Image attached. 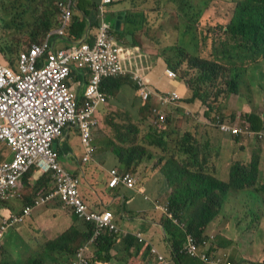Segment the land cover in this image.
I'll return each mask as SVG.
<instances>
[{"label":"built area","instance_id":"2783aa9c","mask_svg":"<svg viewBox=\"0 0 264 264\" xmlns=\"http://www.w3.org/2000/svg\"><path fill=\"white\" fill-rule=\"evenodd\" d=\"M118 0H100L99 10L106 12L107 5ZM78 0H58L59 27L51 30L42 43H34L27 51H22L14 66L0 63V147L7 145L12 149L14 158L0 163V196L2 200L12 201L23 195L25 176L33 168L42 174L51 173L53 188L41 191L36 205L47 204L56 199L69 207L77 218L94 226V234L89 243H93L106 231L126 236L130 233L120 230L110 211H94L83 200L79 184L80 179L69 173L59 162V155L53 149V143L63 137L67 127L76 128L80 133L84 148L83 161L88 162L95 153L93 132L98 126L97 112L106 103L102 85L104 80L133 76L139 86L142 102L153 100L155 115L165 124L167 117L160 108H168L179 100L176 92L168 95L152 90L143 79V71L132 69L125 62L123 51L111 34V26L102 19L93 43L80 41L75 47L54 51L51 36H66L71 26ZM104 16V15H102ZM76 65L89 69V79L83 100L77 99L76 89L67 85L71 82V73ZM84 77V73H81ZM170 77L174 72L168 71ZM72 83V82H71ZM208 111L205 108L203 114ZM263 119L264 116L262 115ZM204 122L210 118L202 116ZM213 123L222 133L230 137L245 139H264V132L252 128L249 121L230 120L216 116ZM247 127L244 128L243 124ZM258 136V137H257ZM109 186L115 188L122 184L134 189L137 180L130 173L110 171ZM27 205L21 215L14 214L0 226V241L10 227L24 223L34 210ZM157 208H160L157 206ZM166 210V209H164ZM140 243H148L141 232L134 233ZM207 241L199 243L193 235H188L183 252L206 264H234L225 253L210 252ZM88 247L82 246L70 264H90ZM151 255L160 262L164 256L155 247Z\"/></svg>","mask_w":264,"mask_h":264},{"label":"rangeland","instance_id":"374dc122","mask_svg":"<svg viewBox=\"0 0 264 264\" xmlns=\"http://www.w3.org/2000/svg\"><path fill=\"white\" fill-rule=\"evenodd\" d=\"M55 1L52 0H36V2L32 3L30 0H0L2 6L0 7V46L4 49L3 53L0 52V63H4V59L10 56L11 60H6L8 62L16 63L18 55L22 51H27L31 45L35 42L32 41V36L36 37V41H40L44 37V33H40L38 31V25L34 23L36 20V16L38 17V10L40 15L42 11L45 10H55ZM124 1V0H119ZM135 1V0H134ZM134 1H130V8L133 11L137 12V19L136 24L133 27H137L141 29L138 32V38L141 40V47L144 52L149 50L151 56H156L160 51L161 54L159 55L164 59L165 56H169V54L174 51L178 54V59L180 58V50L179 48H185L187 51L192 55H200L204 58H209L216 60L215 51L219 56H227L225 52H227L226 48V35L222 29L226 26L231 18V13H233L236 3L232 0L227 2H219L213 3L211 2L206 10V15L213 17L212 20L214 25H210L208 21L202 23V15L198 12H202L205 8L203 4H200L197 9H193L191 7H184L188 2V0H182L180 9L184 8L181 13L177 11V2L173 3L172 0H168L167 3L163 6L159 7V0H145L147 4H144L142 0H139L134 3ZM30 2L32 5L26 4ZM25 3V4H22ZM183 3V5H182ZM45 8V9H44ZM30 13V15H26ZM115 15V13H113ZM110 13H108L107 17L109 18ZM201 18L200 21L198 19ZM33 22L30 27H26L28 22ZM54 23L53 28H57L59 22V14L58 16L54 15L52 18ZM218 22V23H216ZM215 24H218L217 26ZM52 28V29H53ZM36 33V34H35ZM123 32H117L116 37H122ZM44 38V39H45ZM17 41L20 42V45L17 47L18 50L13 49L17 45ZM119 45H125L124 41L121 40ZM159 51H158V49ZM170 56H172L170 54ZM149 57L144 55L142 61L146 64ZM157 57H154L153 60L150 57L149 63L144 67H149L155 63L157 67L156 70L161 73V64L155 62ZM172 61L173 65L177 64V61ZM130 65V64H129ZM252 65H248L246 67H241L239 70V91L238 93H230L228 85L226 83L227 80L230 79L229 75H220L218 80L215 82L213 86H201L202 90L207 92L208 98H206L207 103L212 107V104L219 109H223L229 116L231 115L234 117L237 113L248 114V112H255V110L260 111L261 114L264 115V65H262L258 70L262 73H255L251 70ZM84 67L85 66H81ZM187 67V64H186ZM230 68V66L228 67ZM78 69V68H77ZM133 69V68H132ZM154 70V68H153ZM152 70V71H153ZM184 70V71H183ZM187 69H184L183 66L178 68L176 72H178L179 76H182ZM79 75V70H77L76 75ZM194 73L192 71L189 72L188 81L194 78ZM180 81H186L185 79L179 77L176 82L177 84ZM88 84V83H87ZM135 84V85H134ZM189 84V82H188ZM134 85V86H133ZM132 92H128L129 94H135L137 96L132 97V101H136L137 103H142L139 96V87L136 83H133ZM190 85V84H189ZM87 86V85H86ZM194 86V85H193ZM192 89V88H191ZM193 91V89H192ZM125 94V93H124ZM124 94L120 95V102L123 103V98H125ZM109 99V98H108ZM192 102V101H191ZM192 103H195L193 101ZM135 104V102H134ZM170 108V107H169ZM199 111H203L205 107L200 104ZM125 110L122 108L118 102L109 101L106 108H104L100 115H99V127L95 132V143L96 147L99 149V154L101 156H106L105 165L110 167L113 164H117L120 168L121 172H128L134 176H139L138 172L132 170L131 168L125 167V165L121 163H116L114 159H111L107 156V151H112V147L115 145L116 148H128V147H140L142 146V155L141 157H135L133 162L134 166L142 167L141 160L144 158H154L156 160V164H159L161 160H165L167 156H169L168 152H165L159 146H154L151 136L148 134L150 132H154L153 129L156 128L152 123V116L151 112H147L146 114L143 113L142 106L140 107V116L138 123L133 121V118L129 113L125 114L122 112ZM203 112L201 114H203ZM165 114L168 116V108L165 110ZM149 116V117H146ZM168 118V117H167ZM202 118V117H201ZM153 127H152V126ZM243 127L246 128L247 125L244 123ZM148 135V136H147ZM177 135H171L169 139V145L171 144L172 149L176 144V140L178 139ZM146 137V140L143 141V138ZM128 138L129 143H124L123 139ZM213 140L220 142V139L217 135H212ZM191 140H193L191 138ZM244 146H248L253 141H248L240 139ZM143 141V144H142ZM201 141V142H200ZM201 143V147L205 150V144L202 138L198 141ZM264 143V141H262ZM119 145H123L119 147ZM242 145H239L241 147ZM0 150V161L7 159L12 160L14 158V153L12 149L8 146L1 148ZM238 147H226L224 149V154H222L221 162L215 164L213 168V176L217 178L219 181L228 182L230 176V168L226 167V162L228 160L231 161V165L233 164V156L238 155L237 150ZM220 156V152H214L213 158L218 159ZM230 158V159H229ZM141 159V160H140ZM261 159L264 160V153H262ZM166 163V161H165ZM155 163H149V167L152 170L157 172V175L152 172V177L155 176V179H160L163 177L160 171L163 168L154 167ZM161 164V163H160ZM230 165V167H231ZM264 169V164L262 165ZM116 170V168H113ZM151 171V170H150ZM149 171V172H150ZM100 175H103V172L98 171ZM139 179V178H138ZM145 179V177H143ZM106 180V181H105ZM102 181L105 184H108L107 178H103V180L98 179L99 185L102 184ZM145 183L142 181L141 178L138 181L137 185ZM155 180H152L150 185H153ZM52 185L50 184L48 188ZM102 186V185H100ZM147 187V184L146 186ZM37 185H31L30 187H25L23 192L24 196H28L31 198L32 196L36 195L38 192ZM137 189V188H136ZM253 193L251 187H247L241 191H232V195L227 199V203L222 209L221 214L212 223L209 228L207 229L208 232V242L211 245V248L220 253L229 254L230 258L233 260L235 264H251L253 262H259L264 260V203L258 201L256 197L254 198L252 195L248 194ZM138 192V191H136ZM122 197L124 194L121 192ZM110 198H114L117 195L114 193H107ZM138 198V205H143L144 201L143 198L135 193ZM151 197V196H150ZM15 198L8 204H5V207L8 209H12L13 206L16 207L14 213L17 210H21L25 205V200L27 198ZM142 198V199H141ZM149 200V198H145ZM145 200V201H146ZM153 202H157L161 206H166L168 203V197L162 198H155ZM120 198L116 200L115 203H112L109 207L103 209L102 211H110L114 218L115 224L119 226L122 219V212L129 214L128 207L125 209H121L119 206ZM147 202V201H146ZM0 203V216L3 213V207ZM57 206L66 214L71 215V211L68 210L63 206L61 203H57ZM150 207L152 205L150 204ZM59 209L58 207H55ZM154 208V205L152 209ZM59 209V210H60ZM50 209H39V212H47ZM60 210V212H61ZM155 210V209H154ZM154 216L164 213L161 210H155V212H151ZM61 214V213H60ZM62 215V214H61ZM32 223V222H31ZM27 226L22 232V239L19 241V245L24 246L27 243L25 238L30 237V241L34 242L38 239V242L42 244L46 239L44 235L47 229H38L34 223L33 225ZM140 223H146L145 220L141 221ZM1 224V223H0ZM35 228V232L33 228ZM121 228V227H120ZM128 230L127 228H123ZM38 232L41 233V235ZM25 236V237H24ZM224 238L228 241V243L218 242ZM3 248H0V264H11L8 257L12 256L14 253L13 249H10L8 246L4 245ZM16 243L11 244V247L14 248ZM78 244V242H77ZM82 246V243L78 248ZM77 248V249H78ZM8 249V250H6ZM90 251L92 252V246ZM52 256V254L50 255ZM167 261L169 259L165 258ZM156 260V259H155ZM14 261V260H12ZM157 264H164L160 263L158 260ZM170 262V261H169ZM26 264V263H25ZM59 264V263H57ZM138 264H155L153 260L149 262H142Z\"/></svg>","mask_w":264,"mask_h":264},{"label":"trees","instance_id":"16d2710c","mask_svg":"<svg viewBox=\"0 0 264 264\" xmlns=\"http://www.w3.org/2000/svg\"><path fill=\"white\" fill-rule=\"evenodd\" d=\"M46 1L52 2V0ZM160 1L162 0H159V2ZM30 2L34 3L36 0H30ZM89 2L90 0H79L80 4L78 5V11L80 10L81 14H76L73 17L72 25L67 31V40L69 43L71 41L83 40L88 32V29L90 28V23L96 24L98 22L99 12L96 10V4H92L94 11L91 13L90 11H86V9H88L87 7L90 6ZM174 2H176V0H174ZM116 3L117 2L113 3L112 5ZM185 3L186 4L184 7L193 8L189 2ZM108 13H110L109 5H107V12H104V16L106 21L112 27V35L116 36L117 32H123L122 37L117 39L119 42H121L122 39L126 38V28H128L129 25L132 27L136 24L135 14L131 10L120 13L119 15L112 14V20L110 21L107 17ZM198 13L202 14L203 10L202 12ZM58 14L59 8L57 6L53 11H42L41 15L38 10V17L36 16V20L34 21V23L38 25V31L40 33H44V36H46L54 26L52 18L54 15L58 16ZM26 15H30V13H27ZM120 16H122L121 28L117 30L116 23ZM27 22L28 25L26 27H30V25L33 23L29 22L28 20ZM208 23L210 25H214L210 22ZM215 25L217 26L218 24ZM220 29H222L227 36V52H225L227 56L223 55L221 57L217 54V51H215V57H217V59L213 60L204 58L200 55H192L187 51V49L179 48L181 52L179 59L177 52L174 51L170 53L172 56L169 54L168 57H164L166 65L175 69V71H177L181 66H183L184 69H187V71L181 77L186 78L190 71L194 73V78L192 80L186 81L189 82L190 87L193 90L194 88L197 90L196 94L194 93L195 98L193 101L200 99L204 103H207V92L202 90L201 86H213L220 75H229L230 79L227 80L226 83L230 93H238V82L240 76L239 70L241 67L252 65V71L255 73H261L258 68L264 65V0H239L237 2L236 8L234 9V15L232 19L226 26ZM31 38L35 43H42L45 37L40 41H36V37L34 36ZM130 38L131 42L125 43V46H130L134 49L141 47V40L138 38V35L135 34V32ZM19 45L20 42L17 41V45L13 47V49L18 50L17 47ZM3 50L4 49L0 46V52L3 53ZM160 54L161 52L159 51L157 55ZM5 59L11 60L12 58L8 56ZM177 59V64L173 65L172 61H176ZM7 63L11 66H14L15 60L14 62L7 61ZM229 66L230 68H228ZM117 78H128L129 82L132 83V80L129 79V77L122 76L111 79ZM105 81H107V79L104 80V82ZM143 103V113L146 114L147 112H151V115H153V100H147ZM236 116L237 115L228 118L230 120H234ZM240 116L243 119L250 121L254 130L261 133L264 131V119L260 111L255 110V112L242 114ZM154 126L156 128L153 126L152 127L155 131L148 134L152 137V139H154L153 145L159 146L169 154L165 160H161V164L155 163L154 167H164L163 177L166 178L167 182L173 188L167 203L168 211L172 217L164 214L162 216L161 223L164 227L165 241L167 242V246L170 250V260L175 264H184L186 257H189L182 253L187 236H196L199 239V243L208 240L207 236L209 234L207 229L221 214V210L228 199L230 191H241L247 187H251L254 192L250 193V195L255 196L258 201L264 203V169L261 168V166L264 164V160L261 159L262 153H264V143H262V140L264 139L261 140L257 138L252 145L250 142L248 145L251 147L250 156L248 158L249 163H244L238 159L233 161V164L230 167L229 181L223 182L219 181L213 176V168L215 165L213 166L208 163L209 153L204 152L201 146H193L188 144L192 142L190 133H186L181 136L172 149L171 144L169 145L168 138H166L168 134V131L165 128L166 126L160 123ZM170 135L171 133L168 134V136ZM234 139L239 140L240 138ZM145 140L146 137L143 138V141ZM123 142L129 143V139L124 138ZM5 146L7 145L1 146L0 150L2 151L1 148ZM241 147L244 149L247 146L242 145ZM112 151L121 160H124V163L126 164L125 167L132 169V167H136L134 166L133 162L134 158H139L142 155V146H137L135 148H114ZM237 153L239 154V150ZM163 161L164 164H162ZM34 171H37L36 167L28 172L27 175ZM0 203L8 204L3 202L1 196ZM1 206L3 207V204H1ZM1 219H3L2 216H0V220ZM78 221L85 225L86 230L83 234L80 235L76 231L71 232V230H67L63 235L58 236L51 245L46 246L45 248L43 245L40 250H36V254L41 255V253H48L50 256L51 254L57 253L56 264L66 263L72 260L78 246H80L81 243L83 244L84 242L89 241L94 233V226L92 224L83 222L81 220ZM15 229L16 228L13 227L10 230V233H12V231ZM38 229L44 228L38 226ZM38 233L39 234L37 235H41L40 232ZM134 233L135 232L123 236L119 233H110L106 231L97 239L96 243L94 244L96 247V252L93 263L91 262V264H96L97 262L102 261L109 262L112 260L111 251L114 249V244L118 238L124 241L126 250L130 254L131 258H133V254H135V256L141 255L143 257H150L151 248L153 245H151V243H140ZM76 237H80L78 244L73 247L70 246ZM36 241L38 242V239ZM218 242L228 243V241L224 238H221V240ZM151 258L153 257L151 256ZM153 259L155 260V258ZM27 264L47 263H44L41 259H34ZM251 264H264V260L253 262Z\"/></svg>","mask_w":264,"mask_h":264},{"label":"crops","instance_id":"0c3cea01","mask_svg":"<svg viewBox=\"0 0 264 264\" xmlns=\"http://www.w3.org/2000/svg\"><path fill=\"white\" fill-rule=\"evenodd\" d=\"M100 0H90L89 4L90 6L86 11H90V13L93 10L92 4L99 3ZM139 0H135L137 2ZM145 0H142L144 4H147L144 2ZM168 0H162L159 2V7L163 6L167 3ZM227 2L229 0H188V2L193 6V9H197V7L200 4H203L205 8L203 9L202 15V23L206 22V20L213 24L212 20L214 19L211 16L206 15V10L211 2L213 3H219V2ZM235 2V0H233ZM173 3V0L171 1ZM177 2V11L178 13H181L182 10L180 9L182 0H176ZM130 1H118L116 4L110 6V16L109 20L112 19V14L115 13L119 15L120 13L126 12L128 10H131L135 14V19H137V12L133 11L132 8H130ZM25 4V3H22ZM32 5L30 2L26 4ZM183 5V3H182ZM2 6V3H0V7ZM78 10V9H77ZM81 11H76L74 15H80ZM89 13V14H90ZM234 15L231 13L232 19ZM122 17V16H120ZM119 17V18H120ZM199 18V21L201 20ZM218 23V22H216ZM91 24V23H90ZM94 26L92 28L88 29V32L83 40L79 41H71L70 43L67 40V36L60 37L58 35L51 36V46L54 49V51H58L60 49H67V48H73L75 47L80 41H87L89 43H93L95 40V36L97 34V26L93 24ZM141 29H138L137 27H131L130 25L128 28H126V38L122 39L124 43L131 42V35L137 34L140 32ZM138 35V34H137ZM227 38V36H226ZM225 38V41H226ZM115 39L118 38L115 36ZM141 47L143 45L141 44ZM139 47L138 49H134L130 46L122 45L121 48L126 49L123 51V57L125 59V62L129 63L130 66L135 70H141L143 71L145 80H148L151 82L152 86L159 90L160 92H163V94L168 95V93L176 91L177 95L179 96L178 101H174L173 104H171L168 108V118L166 122V129L167 133L171 135H179L178 139L183 136L186 133H190L192 137V142L188 143L189 145L193 146H200L201 141L200 138L203 139L205 147H207V151L209 154H214L216 150H221L220 154H224V149L226 147H238L239 154L234 155L233 161L240 160L244 163H249V156H250V146H247L243 149V147H239L241 145V140H235L234 138L228 136L227 134H222L218 130H216V126L213 123L216 116H223L225 118L231 117L229 116L223 109H219L216 106L212 105L209 109V115H210V121L209 122H201V117L208 115L201 114L203 111H199V106L202 104L203 106L207 103H204L202 100L197 99L195 103H192L191 101L194 100L196 94V88L192 91L190 85L186 81H180L178 84L174 81V79H170L166 76L165 71L170 69L164 61L162 57L159 55H156L154 57L158 58L155 62L161 64V73H159L154 65V70L152 68V65L149 67L146 66L149 61L150 57L153 60V56L150 55L149 50L145 51ZM144 55H147L148 60L146 64L142 61L141 58L144 57ZM78 68V69H77ZM77 70H79V75L74 78V76L77 73ZM153 70V71H152ZM81 73H84V77ZM89 69L81 67L79 65H76L75 68H73L71 73V82H68L67 85L71 87L72 89H76L77 92V99L79 101L83 100L84 94L86 93L87 86L88 85V79H89ZM133 83L129 82L128 78H117V79H109L103 83V92L106 93L107 98H109V101H115L118 102V104L124 108L125 110H122L123 113L127 114L129 113L131 117L133 118V121L135 123H138L139 116H140V103H137L135 100L132 101V97L135 94H129L128 92H132V86ZM125 93V94H124ZM124 94L125 98H123V103L120 102L119 96ZM137 96V95H135ZM135 102V104H134ZM250 113V112H248ZM243 113H237V116L242 115ZM99 113L97 112L98 117V126L93 132V145L95 147V153L92 157V159L88 162L83 161L84 157V148L81 144L80 140V133L76 128L73 127H67L63 132V137L59 140H56L53 143V149L58 153L59 155V162L60 164L73 176H76L80 179L79 189L81 192V195L85 202L90 206V208L94 211H102L103 209L109 207L112 203H115L118 198H120L119 206L121 209H125L128 207L129 214L122 212V219L123 222L119 224L121 228H127L129 232H135L139 231L144 233V236L146 239L151 243V245L156 246L162 254H164L171 263L169 264H175L170 260V250L167 246V242L165 241V233H164V227L162 226L161 219H162V213L158 215H153L151 212H155L157 210L155 208L156 203L155 200L153 202L152 198H165L170 196V193H172L173 188L171 185L167 182L166 178L161 177L160 179H155V176L157 175V172L155 170H152V168L149 167V163H156V160L154 158L151 159V157L148 159L147 157L141 160L142 167H132V170L138 172L139 176H135L137 180L139 181L140 178L142 181H145V183L138 184L134 189H128L124 185H119L116 188H110L109 181L111 179L110 171L113 170V168H116L118 172L120 171V168L117 166V164H113L110 167L107 168L105 165L106 156H101L99 154V149L96 147L95 143V132L97 131L99 127ZM149 117V116H147ZM152 123H155L154 119L152 118ZM170 132V133H169ZM167 137L168 140L170 139L171 135ZM212 135H217L220 139V142H217L216 140H213ZM176 140V142H177ZM118 146V145H117ZM116 145L112 147V149L117 147ZM123 145H119V147H122ZM237 149V150H238ZM107 156L111 159H114L116 163H121L122 165H126L124 163V160L120 159L113 151H107ZM222 156L218 157V162H221ZM139 159V158H138ZM230 159V158H229ZM3 161V160H2ZM1 161V162H2ZM217 162V163H218ZM213 163L215 164V159L213 160ZM164 164V161L163 163ZM231 161L228 160L226 162V167L230 168ZM262 168V166H261ZM151 170V171H150ZM263 170V169H262ZM103 172V175H100L99 172ZM150 171V172H149ZM154 173L155 176L152 177L151 173ZM161 175L163 173V170L160 171ZM50 174H42L39 171H34L27 175L24 179V182L27 187H30L31 185H37L39 188L44 186H49L50 184L53 186L51 178L48 176ZM107 178L108 184H105V182L102 181V186L99 185L98 179L103 180V178ZM145 177V179H143ZM139 178V179H138ZM152 180H155V183L153 185H150L152 183ZM106 181V180H105ZM46 183V184H45ZM147 184V187H145ZM137 188V189H136ZM138 191V192H136ZM121 192L124 194L122 197ZM107 193H114L117 195L114 198H110ZM135 193L139 194L143 198V205H138V198L135 195ZM232 191H230L228 198L230 195H232ZM151 196V197H150ZM149 198V200H146L145 198ZM255 197V196H253ZM24 198H28V196H24ZM141 198V199H142ZM147 202H146V201ZM33 201V200H30ZM26 203V200H25ZM60 203L59 201H56L52 204H50L47 207H38L35 210V213L33 217L29 218L26 224H23L19 227H16L15 230L12 231V233L8 234L5 240V246H8L10 249L14 250V253H12V256L8 257L11 264H27L28 262L34 260V259H41L44 263L47 264H56V254H52V256H49L48 253H41V255L36 254V250H40L42 245L38 243L37 241H30V237L25 238L27 240L26 245L21 246L19 245V241L22 239V232H24L25 228L31 225L33 223L36 226L43 227L44 229H47L49 234V239L53 240L57 238L59 235L64 233L67 230H71V232L76 231L78 234H83L85 232V225L78 221L76 216L71 211V215H68L64 213L59 206L56 204ZM227 203V200L225 204ZM150 204L154 205V208L150 207ZM224 204V206H225ZM223 206V207H224ZM58 207L59 209L55 208ZM50 209L47 212H39V209ZM16 209L15 206L12 207V209H5L3 210V215L10 216L14 210ZM155 209V210H154ZM105 211V210H104ZM222 211V210H221ZM62 215H61V214ZM220 218V217H219ZM145 220L146 223H140L141 221ZM33 228V231L35 232V228ZM209 228V227H208ZM25 237V236H24ZM80 237H76L74 241L72 242V245L70 246H76L78 240ZM16 246L14 248L11 247V244L16 243ZM3 248L2 246L0 247ZM91 249V248H90ZM8 250V249H6ZM95 252L96 247H92V252L89 251V257L90 261L93 263V260L95 258ZM134 252V251H133ZM112 260L109 262H97L96 264H138L142 262H149L153 260L155 264H157V261L150 257H143L133 254V258H131L130 254L126 250V245L123 240L118 238L114 244V249L111 251ZM14 260V261H12ZM184 264H203L201 261L194 260L191 258H187L184 262Z\"/></svg>","mask_w":264,"mask_h":264},{"label":"clouds","instance_id":"9594fccd","mask_svg":"<svg viewBox=\"0 0 264 264\" xmlns=\"http://www.w3.org/2000/svg\"><path fill=\"white\" fill-rule=\"evenodd\" d=\"M58 0H56L55 1V5H56V2H57ZM119 1V0H118ZM117 1V2H118ZM233 1V0H232ZM239 0H235V3H236V6H237V2H238ZM234 2V1H233ZM80 3H79V0H78V2H77V5H76V8L74 9V13H76V11H78L77 9H78V5H79ZM99 4H100V1H99V3L97 4V7H96V10H98V22L95 24V25H98L99 26V24H100V22L102 21V19L104 20V21H106V18H105V16H102V15H104V12H101L100 10H99ZM57 6V5H56ZM110 6H112V4L111 5H109V12H110ZM236 6H235V8H236ZM89 7V6H88ZM87 7V8H88ZM80 11V10H79ZM78 11V12H79ZM106 12H107V7H106ZM75 16V15H74ZM73 16V17H74ZM72 21H73V19H72ZM107 22V21H106ZM108 23V22H107ZM58 24H59V22H58ZM109 24V23H108ZM71 25H72V23H71ZM110 25V24H109ZM94 25L91 23L90 24V28H92ZM98 26H97V28H98ZM111 26V25H110ZM59 27V25L57 26V28ZM54 29H56V28H53V29H51V30H54ZM69 29V28H68ZM68 29H67V31H68ZM111 29H112V27H111ZM50 30V31H51ZM49 31V32H50ZM67 31H66V36H67ZM48 32V33H49ZM114 36V35H113ZM115 37V36H114ZM86 41V40H85ZM117 42L119 43V41L117 40ZM122 46V45H121ZM2 64H5V65H8V63H6V60L4 59V63H2ZM15 65V64H14ZM154 67V65H152V68ZM168 71H171V72H174L175 74H176V76L175 77H170L169 76V74H168ZM165 74H166V76L168 77V78H170V79H174V80H178V78L179 77H181V76H179L178 75V72H176L175 71V69H173V68H171L170 67V69H168V70H166L165 71ZM187 74V73H186ZM143 76V79L145 80V78H144V74L142 75ZM119 77H122V76H119ZM123 77H129V79H131L132 80V83H136L137 84V82L135 81V80H133V76L130 74L129 76H123ZM181 78H183V77H181ZM111 79V78H110ZM183 79H185L186 81L188 80V75H187V77L186 78H183ZM108 80V79H107ZM147 83H148V85H149V87L152 89V90H155L156 92H158V93H162L163 94V92H160L159 90H157L156 88H154L153 86H152V84H151V82L149 81V79L148 80H145ZM104 83V82H103ZM138 85V84H137ZM139 87V86H138ZM102 88H103V85H102ZM173 92H176V91H173ZM104 94H105V96H106V103L100 108V110L98 111V113L100 114L101 113V111L104 109V108H106L107 107V105H108V98H107V95H106V93L105 92H103ZM170 93H172V92H170ZM170 93H168V94H170ZM177 93V92H176ZM139 97V96H138ZM141 104H144L143 102L141 103ZM155 103L153 102V105H154ZM202 105V104H201ZM157 107V105L154 107V108H156ZM204 107L205 108H208V111H206V114L208 115L207 116V118H210V115H209V109H210V105L207 103L206 105H204ZM169 108V107H168ZM167 108H160V111L162 112V113H164L165 114V110H166ZM205 110V109H204ZM166 115V114H165ZM261 115H263V114H261ZM152 116V118L154 119V121L155 120H157V121H159V117H158V115H155V113L153 112V115H151ZM167 117V116H166ZM158 118V119H157ZM225 118V117H224ZM226 119H229V118H226ZM236 119H242V120H245V119H243L241 116H236L235 117V119L234 120H236ZM246 121H248V120H246ZM201 122H204V120H203V118H201V120H200V123ZM250 122V121H249ZM251 123V122H250ZM158 124V123H157ZM157 124H155V123H153V125H157ZM252 124V123H251ZM162 125H165L166 126V122H165V124H162ZM252 128H253V126H252ZM216 130H218L217 128H216ZM219 131V130H218ZM220 132V131H219ZM264 132V131H263ZM221 133V132H220ZM232 138H240V139H243V137H232ZM245 139V138H244ZM245 140H248V141H253V140H255V139H252V140H250V139H245ZM262 141H264V140H262ZM243 145V144H242ZM244 146V145H243ZM205 150H206V152H208L207 151V148H205ZM216 152H221V150L219 149V150H216ZM209 153V152H208ZM222 154H220V156H221ZM219 156V157H220ZM4 160H6V159H4ZM3 160V161H4ZM213 160H214V158H213V154H209L208 155V163L210 164V165H215L217 162H218V159H215V161H216V163L214 164L213 163ZM2 161V162H3ZM1 163V162H0ZM120 173H128V172H121V171H119ZM50 175H48L50 178H51V173H49ZM131 174V173H130ZM26 177V176H25ZM133 177L137 180V178L133 175ZM51 181H52V178H51ZM52 184H53V181H52ZM24 185H25V187H26V184H25V182H24ZM121 185V184H120ZM109 186V185H108ZM119 186V185H118ZM136 186H137V184H136ZM24 187V188H25ZM110 187V186H109ZM51 188H53V186H51L50 188H48V186H44V187H41V188H38V192L36 193V195H34V196H32L31 198H29V199H27L26 200V203H25V205H24V207L21 209V210H17V212L16 213H12L10 216H5V215H3L2 214V217H3V219H1L0 220V226H2L3 224H4V222L6 221V220H8V219H10L14 214H18V215H21L22 213H23V211H24V209H25V207L27 206V205H33L35 208H34V210H33V213H32V215L30 216V217H28L27 218V220L24 222V223H19V224H16L15 226H12V227H10L9 228V230L6 232V234H5V236H4V238L0 241V247L1 246H3V243L5 242V240H6V237H7V235L10 233V230L13 228V227H19V226H21V225H23V224H26L27 223V221H28V219L29 218H31V217H33V215H34V213H35V210H36V208H38V207H47V206H49L50 204H52V203H54V202H56V201H59L61 204H63V206H65V204L62 202V201H60V200H58V199H56V200H54V201H52V202H49V203H47V204H42V205H36V200L39 198V194H40V192L41 191H50V189ZM111 188V187H110ZM116 188V187H115ZM127 188V187H126ZM80 190V189H79ZM23 192H24V190H23ZM81 193V192H80ZM248 194H250V192L248 191ZM82 196V195H81ZM20 198H23V195L20 197ZM83 198V197H82ZM24 199V198H23ZM30 200H33V201H30ZM84 200V199H83ZM3 202H5V203H9V202H11V201H5V200H3ZM87 203V202H86ZM154 203H156V205H155V208L157 209V210H161L164 214H167V215H169V217H172L171 216V214L169 213V211H168V208H167V205L166 206H161V205H159L157 202H154ZM3 204V210H5V209H8V208H6L5 207V204L4 203H2ZM157 206H159L160 208H157ZM65 207H67V206H65ZM90 207V206H89ZM67 208H69V207H67ZM70 209V208H69ZM164 209H166V210H164ZM71 210V209H70ZM72 211V210H71ZM73 212V211H72ZM101 212H103V211H101ZM74 214V213H73ZM75 215V214H74ZM76 216V215H75ZM76 218H77V216H76ZM78 219V218H77ZM79 220V219H78ZM114 222H116L115 221V218H114ZM119 229L120 230H123V231H127L128 233H133V232H129V230H125V229H123V228H120L119 227ZM66 232V231H65ZM136 232H139V231H135V233ZM142 233V232H141ZM64 233H62L61 235H63ZM94 234V233H93ZM45 236H46V239L44 240V242L41 244L42 246L44 245V248L46 247V246H49V245H51L54 241H55V239H53V240H50V241H48V239L50 238L49 237V234H48V232H46L45 234H44ZM61 235H59V236H61ZM143 235H144V233H143ZM93 237V236H92ZM99 238V237H98ZM146 238V237H145ZM195 238L197 239V241L199 242V239L195 236ZM92 239V238H91ZM91 239L89 240V241H86V242H84L83 244H82V246H87L88 247V251H87V255H88V259H89V261H90V257H89V251H90V248H91V246L92 247H95L94 246V244L96 243V241H94L93 243H89L90 241H91ZM147 240V239H146ZM148 241V240H147ZM148 243H150L149 241H148ZM186 243V242H185ZM81 246V247H82ZM184 246H185V244H184ZM209 246H210V252H213V254H215V253H220V252H216V251H214V250H212L211 249V245L209 244ZM80 247V248H81ZM152 247H155V248H157L156 246H152ZM80 248H78L77 250H76V252H75V255H76V253H77V251L80 249ZM158 249V248H157ZM183 249H184V247H183ZM159 250V249H158ZM159 252H160V250H159ZM161 253V252H160ZM182 253L183 254H185L184 252H183V250H182ZM162 254V253H161ZM226 254V253H225ZM75 255L73 256V258H72V260H70L69 262H66V263H62V264H70L73 260H74V258H75ZM163 256H164V258H166V256L164 255V254H162ZM186 255V254H185ZM229 255V254H228ZM152 256V255H151ZM153 257V256H152ZM153 258H155V257H153ZM189 258H191V257H189ZM156 260H158L157 258H155ZM191 259H194V258H191ZM231 259V258H230ZM194 260H198V261H200L199 259H194ZM159 261V260H158ZM231 261L233 262V260L231 259ZM160 262V261H159ZM202 262V261H201ZM160 263H164V264H169V263H171V262H169V261H167L166 259H165V262H160ZM203 264H206V263H204V262H202ZM234 263V262H233ZM90 264H91V261H90ZM235 264V263H234Z\"/></svg>","mask_w":264,"mask_h":264},{"label":"water","instance_id":"95a60500","mask_svg":"<svg viewBox=\"0 0 264 264\" xmlns=\"http://www.w3.org/2000/svg\"><path fill=\"white\" fill-rule=\"evenodd\" d=\"M121 19H122V17H120V18L118 19L117 23H116V28H117V30H119V29L121 28Z\"/></svg>","mask_w":264,"mask_h":264}]
</instances>
